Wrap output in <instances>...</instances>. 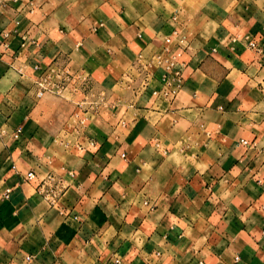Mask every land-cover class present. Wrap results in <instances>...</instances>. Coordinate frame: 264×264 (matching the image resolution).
Here are the masks:
<instances>
[{
  "label": "clouds",
  "instance_id": "9594fccd",
  "mask_svg": "<svg viewBox=\"0 0 264 264\" xmlns=\"http://www.w3.org/2000/svg\"><path fill=\"white\" fill-rule=\"evenodd\" d=\"M0 70V264H264V0H0Z\"/></svg>",
  "mask_w": 264,
  "mask_h": 264
},
{
  "label": "crops",
  "instance_id": "0c3cea01",
  "mask_svg": "<svg viewBox=\"0 0 264 264\" xmlns=\"http://www.w3.org/2000/svg\"><path fill=\"white\" fill-rule=\"evenodd\" d=\"M259 30V25L253 29V32L255 33L256 31ZM103 32V30H98L97 32V35H101ZM216 43L215 40L212 41V44L214 45ZM13 48H16V49H19V40L17 41H13ZM2 71V70H0ZM157 75H160V73H157ZM107 83V82H106ZM190 86L192 87H195V85L192 84L191 81L188 82ZM231 86L228 85L227 83L223 84L221 86V94L223 95H226L227 92L230 90ZM143 123V122H141ZM139 130V129H137ZM27 131V129H26ZM135 135V134H133ZM131 137L129 138V142L131 143ZM108 148V146L105 144V146L101 149V154H103L104 151H106ZM236 163V161L232 160V159H229V161L224 165V170L225 171H228V169L231 167L232 164ZM19 179L18 177H13V180L12 181H9V184H11L13 181ZM216 189L214 188L213 191H215ZM188 191L191 193V195L195 196L196 193L195 191H193L191 188L188 189ZM261 191H264V189H261ZM74 195V194H73ZM23 197L19 194V192L15 193L13 195V201L16 202V203H19L20 201H22ZM35 199V197L33 198ZM31 203V201L29 202ZM70 203V201H69ZM205 207H210V205L208 204H205ZM12 207H11V204L7 201H5L4 203L0 204V228H3V227H8L9 229L14 226L16 223H18V221L20 219L23 218V213L20 214L19 217H12ZM172 211L175 212L176 211V208L173 207L172 208ZM93 220L96 221L98 224L102 225L105 220H106V217L104 216V214L100 211L99 208H97L94 212H93V216H92ZM243 225L240 224V222L236 219H233L232 221V225H231V230L232 231H237L239 230L240 228H242ZM74 232L72 231V229H70L68 227V225H62L59 232L57 233L58 236H60L62 239H65L66 241L67 240H70L72 238V236H74ZM169 239L171 240L172 237L169 236ZM130 247V245L128 244H124L122 246V248L120 249V252L121 254H125L127 249ZM147 247V250L150 252L152 250V246L151 245H148L146 246ZM252 264H258V262L254 259Z\"/></svg>",
  "mask_w": 264,
  "mask_h": 264
}]
</instances>
